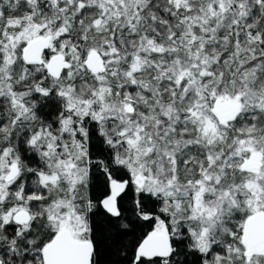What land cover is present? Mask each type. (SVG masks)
I'll return each mask as SVG.
<instances>
[{"label":"snow or ice","instance_id":"1","mask_svg":"<svg viewBox=\"0 0 264 264\" xmlns=\"http://www.w3.org/2000/svg\"><path fill=\"white\" fill-rule=\"evenodd\" d=\"M0 264H264V0H0Z\"/></svg>","mask_w":264,"mask_h":264}]
</instances>
